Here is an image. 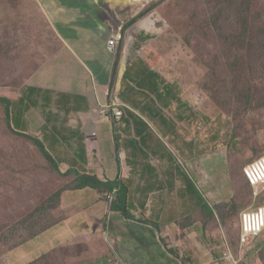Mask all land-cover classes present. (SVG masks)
I'll list each match as a JSON object with an SVG mask.
<instances>
[{"label":"crops","instance_id":"crops-1","mask_svg":"<svg viewBox=\"0 0 264 264\" xmlns=\"http://www.w3.org/2000/svg\"><path fill=\"white\" fill-rule=\"evenodd\" d=\"M33 1L38 6V14L43 15V24L39 22L50 31L49 36L47 32L44 38L36 39L42 40L44 46L49 45V50L54 53L47 58L43 57L45 53L37 55L40 64L27 83L28 117L33 108H39L43 118L42 124H33L28 118L27 132L43 130L39 138L63 175L77 173L96 178L104 185L111 182L118 185L122 184L118 181H124L119 178H125L136 161L138 173L132 174L131 178L134 189L139 191L135 197L131 196L132 199L128 197L126 214H118L112 219L110 228L113 231L108 233L105 211L108 213V207L111 208L107 201L109 194L99 196L100 192L93 189L65 191L60 206L65 218L35 240L51 242L43 249L51 248L37 259L58 249L64 252L65 247L69 251V246H74L72 251L78 253L82 249L81 240L85 246L91 242L92 235L99 234L97 238H100L106 234L99 245L89 246L85 254L77 255L76 261L82 259L81 264H100L101 260L107 264H223L225 231L205 227L203 203L189 192V180L196 177V165L178 158L194 157L202 150L205 153L207 146L196 147L197 133L191 138L179 135V123L189 120L180 117V95L187 97L183 104L187 102L188 107L193 104L194 109L199 108L189 100L193 99L189 96L192 88L185 87V91L183 88L179 93L172 85L167 88L157 81L158 92H153V87L148 89L146 83L151 79V72L162 81H165L164 75L156 71V65L150 62L148 55L144 58L138 54L132 59V51L138 50L142 40L158 30L157 24L150 25V15L134 23L125 35L122 33L123 28L147 6L140 7L132 0H95L99 4H93L92 0H65L63 4L56 0ZM118 35L122 41L110 46L109 38ZM172 89L176 96L170 97L167 92ZM109 103L119 104L124 109L122 121L111 124L103 118L102 108ZM168 110H176L177 114L169 118ZM127 114L135 115L147 127L154 128L153 133L158 139L164 136L166 141L169 140L170 146L166 144V147L175 159L160 155L153 144L154 137H149L146 130L135 137L138 142L135 146L134 122ZM206 116L209 114L205 109L199 113L200 118ZM194 121L191 119L195 126ZM200 122H205V118ZM191 139L194 143L188 144ZM227 160L229 166L228 157ZM235 164L233 162L232 166ZM149 169L156 172L151 174ZM180 173L186 179L189 193V199L183 205L187 204L192 210L185 214V207L184 211L169 208L167 216L160 218L158 213L163 197L160 191L167 187L169 180L174 182L175 191H180L177 185ZM168 197L173 200L172 194ZM197 228L200 234L194 237L193 230ZM196 241L202 247L195 244Z\"/></svg>","mask_w":264,"mask_h":264},{"label":"rangeland","instance_id":"rangeland-1","mask_svg":"<svg viewBox=\"0 0 264 264\" xmlns=\"http://www.w3.org/2000/svg\"><path fill=\"white\" fill-rule=\"evenodd\" d=\"M18 1L0 0V97L19 95L26 100L27 83L40 64L37 55L45 53L43 57L47 58L54 52L49 50V45L44 46L43 41L38 40L44 38L47 32L50 35L49 29L43 28V15L38 14V6L33 0ZM56 1L62 4L65 2ZM153 1L132 0L140 7L150 6ZM92 3L99 4L95 0ZM149 17L150 25L154 27L157 24L158 30L138 44V50L132 51V59H136L138 54L144 58L148 55L150 62L156 65V71L164 75L165 81L161 85H166L167 88L173 86L179 93H182L183 88L185 91V87L192 88V95L189 96L193 99L189 100L199 107L194 109L192 103L191 108L187 102L183 104L187 97L180 95V117L189 120L184 119L179 123V135H189L191 138L197 133L196 147L203 149L204 144L207 145L205 153L202 150L197 151L194 157H178L181 162L196 165V177L191 180L187 178L190 181L189 192L198 196L196 199L200 204L209 205L219 216L220 212L228 214V210L219 205L223 201L228 204L236 202L240 213L264 207V194L255 198V192L249 190L240 175L243 166L264 158V54L251 53L253 49L250 50V46L257 48L260 42L264 43V0H167L157 11L150 13ZM111 37L110 46L121 39L119 35ZM167 95L176 96L173 89ZM204 109L209 116L200 118L199 113ZM121 110L123 117L120 121L125 117L122 107ZM167 112L170 114L169 118L177 114L176 110ZM127 117L134 122L132 137L135 146L138 145L135 137L143 135L146 130L149 137H154L153 144L160 155L175 159L166 147V144L170 146L169 140L166 141L164 136L158 139L153 133L154 128L150 125L147 127L135 115L127 114ZM28 118L33 124L43 122L39 108H33L30 117L27 114L24 121H28ZM193 118L194 124L197 123L195 126L191 122ZM203 118L205 122H200ZM43 133V130L35 133L29 130L25 134L39 138ZM191 143H194L193 139L188 141V144ZM233 162L237 164L232 166ZM235 166L237 167L234 168ZM131 167V172L125 178H119L124 179L117 182L122 184H109L114 190L107 197L111 206L108 207V213L105 211L107 233L113 231L110 228L112 219L122 214L121 209L117 208L119 198H125L127 210L128 197L132 199L131 196L135 197L139 193L134 189L131 178L132 174L138 173L136 161ZM148 172L154 174L156 171L149 169ZM139 177L140 175L138 180ZM177 181L180 191H175L176 186L172 180L160 191L163 194L158 213L160 218L167 216L169 208L184 211L185 207V214L191 209L187 204L183 205L189 199L186 179L180 173ZM137 185L139 189V184ZM66 187L67 182L60 181L55 176L35 145L11 132L5 121L4 107L0 104V264H30L51 248L48 246L43 249L51 242L42 243L40 240L26 244L21 249L9 250L7 242L15 238L22 239L20 236L26 235L25 232L33 230V227L35 229L39 223H46L47 214L39 220L36 217L37 210L43 207L55 208V194ZM102 193L98 195H103ZM169 194L172 197L175 194L173 200L168 197ZM109 197H113V201ZM50 216L61 221L65 218V213L56 209ZM46 226L40 225V228ZM193 234L198 237L199 228L193 230ZM225 234L227 240L223 245L224 252L226 245L230 244L242 259L241 264H264V237L253 240L250 243L253 247L245 253L237 245L238 219L228 226ZM98 235H92L91 242L85 246L81 240L82 249L78 253L72 251L67 256L66 251L60 252L57 264H65L66 261L69 264H81L82 259L77 262L76 256L85 254L89 246L99 245ZM112 237L113 234L111 239ZM105 245L108 246L107 240ZM58 250L55 252H59ZM107 263L100 261V264Z\"/></svg>","mask_w":264,"mask_h":264},{"label":"trees","instance_id":"trees-1","mask_svg":"<svg viewBox=\"0 0 264 264\" xmlns=\"http://www.w3.org/2000/svg\"><path fill=\"white\" fill-rule=\"evenodd\" d=\"M166 1L167 0H154L150 4V6H147L145 9H143V11L139 15H137V17L134 20L129 22L123 28V30H122L123 35H125L126 31L132 25H134V23H136L139 19H142V18L149 16L150 13H152L155 10L157 11L158 8L161 5H163V3ZM244 14H245V12H244ZM260 43H259L257 48L250 46V50L253 49V51H251V53L257 52L260 55L264 54V45H263L264 43L263 42H262L263 44H260ZM122 44H123V42L121 43V45ZM150 68H152V67H150ZM150 77H151V79L146 83L147 86L149 87L148 89L152 90L154 88L153 92L154 91L158 92L159 91V84L157 83V81H159V82H163V81L161 80V78L158 75H156L155 73H152V72H151ZM143 84L144 83H143V79H142L141 80V87ZM0 104L4 107L5 121L7 123V126L11 130V132L14 133V135H18V137H22L24 139L26 138L27 140L31 141L35 145V147L38 149V151L41 153L42 158L51 166L52 172L55 174V176L58 177L60 181L67 182V185H68V187L61 190V192H58L55 194L54 197H55V200L57 203V206L55 208L43 207V209L37 210L36 217L39 220H42L44 218V215L47 214L46 215V223H39L41 226L47 225L46 227L40 228V225H38L35 229L33 227L32 228L33 230H31L29 232H25L26 235H21L20 238H22V239H16L15 238V239L7 242V245H9V250H16V249H21L26 244L32 243L33 241L36 240V238L41 236V234H45L46 232H48L52 228L58 226L62 222V220L57 221L56 219L52 218L50 216V214L56 209H59V211H60L61 197L65 191H67V190L81 191V190H85V189H93V190H96L100 193L103 192L102 194H110L113 192L114 187L109 186V184L104 185L96 178L81 176L77 173H71L69 175H63L61 173L57 161L54 159V157L47 150L44 143L41 140H39L37 137H33V136L25 134V133H27V129H28V126L26 124L27 121L26 122L24 121L26 118V115L28 113V109H29L27 98L25 100V99H23V97L18 98L16 96H12L11 98H9V97L3 96V97H0ZM209 105H211V104H209ZM209 105H206V107H208ZM248 165L249 164L243 166V168L240 170V175L244 179L246 186L249 188V190H252V188L250 187L248 181L246 180V178L244 177V174H243L244 168L247 167ZM236 167L237 166H235L234 168H236ZM68 177L70 179L67 181ZM105 188L107 189L106 191L104 190ZM124 203H125V198L124 197L119 198L117 208L121 209V212L123 215L126 214V208H125ZM221 206H222V209L228 210V214H225V213L221 214V212H220L221 216H219L218 214H215V212L210 207L202 206L203 207L202 208L203 219L205 220L204 225L206 228L209 226L212 231L219 230L220 228H222L226 232V230L228 229V226L233 225L236 222V220L238 219L239 238H238V244L237 245H238V247H240L239 244H241V241H240L241 230H240L239 225H240V216L243 212L240 213L239 205L236 202H231L229 204L227 202V203L222 204ZM104 237H105V235H101L100 239H104ZM263 237H264V234L262 236H260L258 239L261 240ZM228 245L230 246V244H228ZM251 247H253V246L250 245L249 247H247L245 249V253H247L246 251L248 249H250ZM2 248H4V247H2ZM73 248H74V246H69V248H68L69 251H67V248L65 247V248H63V251H66L65 253L68 256V255H71ZM230 248L233 251L231 246H230ZM0 250H1V247H0ZM60 250L61 249L58 250L59 252L54 251L55 253H49L48 255L40 257L36 261L31 262L30 264H50V262L52 260H54L52 264H57L58 263L57 260H59V256H58L59 253L60 252L64 253V252H62V250L61 251ZM234 254L238 255V254H236V252H234ZM262 256L264 257V251L262 253ZM63 264H64V262H63ZM65 264H69V263L66 261Z\"/></svg>","mask_w":264,"mask_h":264},{"label":"built area","instance_id":"built-area-1","mask_svg":"<svg viewBox=\"0 0 264 264\" xmlns=\"http://www.w3.org/2000/svg\"><path fill=\"white\" fill-rule=\"evenodd\" d=\"M101 115L103 116V118L106 119V121L110 122L111 124H114V121H117V122L120 121L121 118L123 117L121 106L115 103H109L105 105L102 108ZM243 174L246 180L248 181L250 187L252 188V191L255 192V198H259L262 194H264V180L257 179L255 182H253L252 180V176L257 175V174H264V158L259 159L249 164L247 167H245L243 170ZM108 199L113 201V197H109ZM261 209H264V207H259L251 211H256V210H261ZM240 219H241V216H240ZM263 234H264V230H262L258 234H251V233L242 234L241 233V237H240L241 244H239V246L244 251L253 240L258 239ZM229 253L231 254L232 259L236 262V264H241L242 259L238 257V255H235L234 253H232V250L228 244L226 245V251L223 253V256L221 258V263L232 264V261L226 260V256Z\"/></svg>","mask_w":264,"mask_h":264},{"label":"clouds","instance_id":"clouds-1","mask_svg":"<svg viewBox=\"0 0 264 264\" xmlns=\"http://www.w3.org/2000/svg\"><path fill=\"white\" fill-rule=\"evenodd\" d=\"M257 179L264 180V174H257L252 176L253 182H255ZM239 226L242 234L260 233L262 230H264V209L256 211H244L241 214ZM226 260L232 261V264H236V262L232 259L230 253L226 256Z\"/></svg>","mask_w":264,"mask_h":264}]
</instances>
